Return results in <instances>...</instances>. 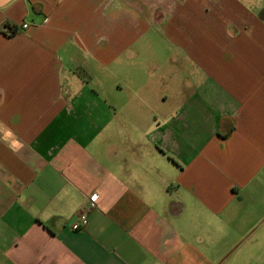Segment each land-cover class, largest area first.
Here are the masks:
<instances>
[{
  "label": "crops",
  "instance_id": "0c3cea01",
  "mask_svg": "<svg viewBox=\"0 0 264 264\" xmlns=\"http://www.w3.org/2000/svg\"><path fill=\"white\" fill-rule=\"evenodd\" d=\"M0 264H264V0H0Z\"/></svg>",
  "mask_w": 264,
  "mask_h": 264
},
{
  "label": "built area",
  "instance_id": "2783aa9c",
  "mask_svg": "<svg viewBox=\"0 0 264 264\" xmlns=\"http://www.w3.org/2000/svg\"><path fill=\"white\" fill-rule=\"evenodd\" d=\"M28 24L24 23L22 24V28H28ZM97 205V195H92L89 197V202H88V206L90 209L95 208ZM88 224V214L86 212H80L77 215V218L75 220V222L72 225V229L73 230H81L83 229L86 225Z\"/></svg>",
  "mask_w": 264,
  "mask_h": 264
},
{
  "label": "trees",
  "instance_id": "16d2710c",
  "mask_svg": "<svg viewBox=\"0 0 264 264\" xmlns=\"http://www.w3.org/2000/svg\"><path fill=\"white\" fill-rule=\"evenodd\" d=\"M7 26L9 28H11V33H9V35L14 34V33L17 32L18 27L16 25H9V24H7ZM5 33H6V31H5ZM232 130H233V128H231L227 133L221 134V136L222 137H227L232 132Z\"/></svg>",
  "mask_w": 264,
  "mask_h": 264
},
{
  "label": "rangeland",
  "instance_id": "374dc122",
  "mask_svg": "<svg viewBox=\"0 0 264 264\" xmlns=\"http://www.w3.org/2000/svg\"><path fill=\"white\" fill-rule=\"evenodd\" d=\"M151 34H152V33H150L149 35H151ZM124 94H125V93L123 92V93L120 94L118 97L122 99V98H124Z\"/></svg>",
  "mask_w": 264,
  "mask_h": 264
}]
</instances>
